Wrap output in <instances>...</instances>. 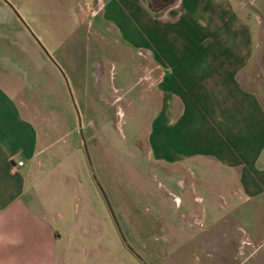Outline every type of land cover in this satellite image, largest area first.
Here are the masks:
<instances>
[{"label": "crops", "instance_id": "obj_1", "mask_svg": "<svg viewBox=\"0 0 264 264\" xmlns=\"http://www.w3.org/2000/svg\"><path fill=\"white\" fill-rule=\"evenodd\" d=\"M156 5L153 12L145 0L94 3L124 26L123 38L149 41L145 77L166 108L155 117L150 151L183 182L182 196L169 197L184 209L181 224L162 225L164 235L202 250L201 264H264V85L250 75V29L230 0ZM47 150L0 82V264H59L82 241L63 242L66 228L51 213L53 185L62 181L45 172Z\"/></svg>", "mask_w": 264, "mask_h": 264}, {"label": "rangeland", "instance_id": "obj_2", "mask_svg": "<svg viewBox=\"0 0 264 264\" xmlns=\"http://www.w3.org/2000/svg\"><path fill=\"white\" fill-rule=\"evenodd\" d=\"M7 1L64 73L0 0V82L36 125L40 146L49 148L45 172L61 178L50 210L66 228L63 242L82 239L59 264H201L202 250L180 248L161 227L181 224L184 209L169 197L182 196L183 182L150 151L155 117L166 108L145 77L147 37L123 38L124 26L107 21L96 0ZM230 2L253 38L250 75L264 85V0Z\"/></svg>", "mask_w": 264, "mask_h": 264}, {"label": "water", "instance_id": "obj_3", "mask_svg": "<svg viewBox=\"0 0 264 264\" xmlns=\"http://www.w3.org/2000/svg\"><path fill=\"white\" fill-rule=\"evenodd\" d=\"M5 2L8 4V5H11L7 0H5ZM11 7L13 8V6L11 5ZM13 10L15 11V13L19 16V18L22 20V22L24 23V25L28 28V30L31 32V34L34 36V38L36 39V41L38 42V44L41 46V48L44 50V52L47 54L48 58L55 64V66H57L59 68V70L63 73L62 69L60 68V66L58 65V63L54 60V58L51 56V54L48 52V50L45 48V46L42 44V42L35 36V34L32 32V30L29 28V26L26 24V22L23 20V18L21 17V15L13 8ZM64 75V73H63ZM70 96H71V100L73 102V105L76 109V112H77V115H78V118H79V127H80V133H81V136H82V140H83V144L88 152V148H87V143H86V139H85V136H84V132H83V129H82V118H81V114H80V111L77 107V104L75 102V99H74V96H73V93L72 91L70 90Z\"/></svg>", "mask_w": 264, "mask_h": 264}, {"label": "flooded vegetation", "instance_id": "obj_4", "mask_svg": "<svg viewBox=\"0 0 264 264\" xmlns=\"http://www.w3.org/2000/svg\"><path fill=\"white\" fill-rule=\"evenodd\" d=\"M152 1H154L155 3L157 2V3H161V5H169V4H172V2H173V0H152ZM98 64H101L100 62H97ZM97 66V65H96ZM102 67H103V65H101ZM100 66V68H102ZM98 66H97V69H96V71L98 70ZM100 73H99V76L98 77H100V78H102V76H103V73L101 72V70L99 71ZM101 92V91H100Z\"/></svg>", "mask_w": 264, "mask_h": 264}, {"label": "trees", "instance_id": "obj_5", "mask_svg": "<svg viewBox=\"0 0 264 264\" xmlns=\"http://www.w3.org/2000/svg\"><path fill=\"white\" fill-rule=\"evenodd\" d=\"M145 2H146L148 8L151 11L156 12V9H158V8H157V5H156V3L154 1H152V0H145Z\"/></svg>", "mask_w": 264, "mask_h": 264}, {"label": "built area", "instance_id": "obj_6", "mask_svg": "<svg viewBox=\"0 0 264 264\" xmlns=\"http://www.w3.org/2000/svg\"><path fill=\"white\" fill-rule=\"evenodd\" d=\"M24 165V161H19L18 162V166H23ZM174 199V198H173Z\"/></svg>", "mask_w": 264, "mask_h": 264}]
</instances>
